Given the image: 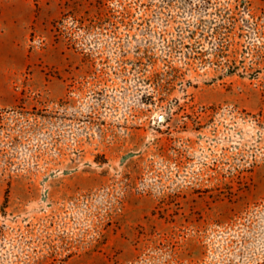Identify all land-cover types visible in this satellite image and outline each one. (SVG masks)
<instances>
[{"label": "rangeland", "instance_id": "1", "mask_svg": "<svg viewBox=\"0 0 264 264\" xmlns=\"http://www.w3.org/2000/svg\"><path fill=\"white\" fill-rule=\"evenodd\" d=\"M0 264H264V0H0Z\"/></svg>", "mask_w": 264, "mask_h": 264}, {"label": "water", "instance_id": "2", "mask_svg": "<svg viewBox=\"0 0 264 264\" xmlns=\"http://www.w3.org/2000/svg\"><path fill=\"white\" fill-rule=\"evenodd\" d=\"M163 116L161 115L160 118H162Z\"/></svg>", "mask_w": 264, "mask_h": 264}]
</instances>
